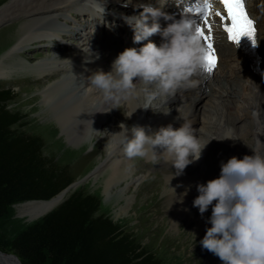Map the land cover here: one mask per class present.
Listing matches in <instances>:
<instances>
[{"label":"bare ground","instance_id":"bare-ground-1","mask_svg":"<svg viewBox=\"0 0 264 264\" xmlns=\"http://www.w3.org/2000/svg\"><path fill=\"white\" fill-rule=\"evenodd\" d=\"M124 2L127 4L120 8L122 13L140 11L133 7L137 0L118 1L119 4ZM185 2L187 0H167L164 11L175 12L172 17H177L185 11L183 4H192ZM108 4V1L102 0H6L0 4V24L11 22L0 29V80L19 84L21 102L24 104L31 106L35 100L41 99L39 115L47 112L52 116L56 124L47 122L52 130L74 133L71 139L68 138L72 143L70 147L63 148L62 141L59 145L66 158H72L71 152L84 140L95 141L92 154L101 152L108 140L109 152L93 173L101 175L97 179L103 185L105 194H120L118 200L122 198L129 211L135 210L133 217L139 220V224L148 226L150 238L160 230L155 225L157 222L162 226L169 221L172 227L180 231L181 244L187 253L185 264H202L205 258H211L213 264H222L217 255L199 243L210 226L207 217L211 215L212 208L210 205L202 216L198 207L193 206V200L198 195L196 184L220 174L221 161L233 155L231 144H239L240 147L235 148L239 152L245 146L246 152L254 148L264 154V83L249 71L246 55L219 35L216 38L220 56L218 66L213 72L204 69L198 87L179 90L170 97L156 96L151 100L153 107H138L129 117L134 108L146 102L143 92L128 99L113 101L106 99L102 91L88 80L92 72L99 68L109 70L118 53L133 45L132 28L116 17L112 13L113 7ZM247 6L257 20L260 51L264 55V0H247ZM160 23L163 27L167 21L161 17ZM79 28L84 30L81 35H76ZM74 35L76 39L69 38ZM122 36L126 40L118 44ZM149 39L159 43L160 33L152 34ZM37 46L46 48L53 55L40 62L32 61L34 55L30 51ZM143 87L137 82V88ZM206 87H209V91ZM200 92L207 97L206 103H210L211 112L224 115V102H228L229 96L233 95L241 101V106H237L243 113L225 121L222 118L217 121L211 112L202 115V127L208 135H198L202 143L208 142L199 159L187 165L183 174L173 176L170 184L169 178L175 173L170 160L164 157L156 163L138 157L130 160L121 149L110 148L113 132L120 130L121 122L140 124L151 132L169 122L178 127L183 122L180 115L194 120L192 116H196L199 109L195 102L201 96ZM36 108L33 104L30 111ZM240 119L247 122L245 125L249 127L250 139L243 135L240 136L242 140L236 143L232 138L218 139L229 127L237 139L236 124ZM226 121H230L232 126L227 125ZM35 122L32 120L31 124ZM78 160H81V156ZM134 185H137L134 201L129 203V191ZM171 186L175 188L176 196ZM69 191L66 189L48 200L24 202L19 205L20 215L29 217L31 221L36 220L56 208ZM185 191L187 194L182 201L177 199ZM144 207L148 209L141 210ZM148 211L152 217L144 214ZM163 213L166 215L162 216ZM0 264L26 263L19 256L4 254L0 255Z\"/></svg>","mask_w":264,"mask_h":264},{"label":"clouds","instance_id":"clouds-1","mask_svg":"<svg viewBox=\"0 0 264 264\" xmlns=\"http://www.w3.org/2000/svg\"><path fill=\"white\" fill-rule=\"evenodd\" d=\"M166 2L137 0L133 7L141 10L122 17L133 30V45L118 53L109 70L99 68L88 77L91 85L113 101L143 92L146 102L134 108L129 117L138 107L152 106L156 96L170 97L179 90L198 87L204 73L207 49L201 42L195 17L187 12L172 17L164 11ZM161 17L167 21L163 27ZM157 32L161 36L159 43L149 39ZM137 82L144 87L137 88ZM180 116L183 122L178 127L169 122L151 132L143 125L121 122L120 130L113 132L110 148L121 149L130 160H170L175 169L170 184L173 176L183 174L187 165L199 159L208 142H201L193 120ZM222 138L236 137L229 127L218 139ZM250 149L239 157L233 154L222 160L218 176L196 184L198 195L193 206L202 216L210 205L212 208L207 217L210 226L199 243L217 255L222 264H264V154ZM186 194L187 191L177 199L182 201Z\"/></svg>","mask_w":264,"mask_h":264},{"label":"trees","instance_id":"trees-1","mask_svg":"<svg viewBox=\"0 0 264 264\" xmlns=\"http://www.w3.org/2000/svg\"><path fill=\"white\" fill-rule=\"evenodd\" d=\"M10 93L0 90V218L9 215L14 204L48 200L71 183L48 172L37 139L13 134L17 114L5 106ZM98 209L96 197L74 193L19 232L10 247L29 264H163L132 236L123 235L111 217L95 216Z\"/></svg>","mask_w":264,"mask_h":264},{"label":"rangeland","instance_id":"rangeland-1","mask_svg":"<svg viewBox=\"0 0 264 264\" xmlns=\"http://www.w3.org/2000/svg\"><path fill=\"white\" fill-rule=\"evenodd\" d=\"M5 1L6 0L4 1L2 0L0 4H3ZM102 1H106V2L108 1L109 2L108 6L113 7L114 9L112 13L116 15V17L123 19L122 17L126 13H122L123 10L121 11L120 8H124L123 5L127 3L124 2V4H119L118 3L119 0H102ZM151 3H154V0H152ZM138 9L141 10L140 8ZM10 23L11 22H5L0 24V29L6 27ZM83 30H84L83 28H79L76 35H81V32H83ZM69 38H72V40H74L76 39V36L75 35L70 36ZM124 40H126V37L122 36L118 44H120ZM60 43L62 42L60 41ZM67 44L72 45L71 42H68ZM30 53L34 55L31 57V60L34 62H40L43 59L53 55L52 52H47L46 48L40 46L33 48L30 51ZM235 82L237 81L235 80ZM203 87L205 88V85H203ZM20 89L21 86L19 84L0 80V90L11 91L10 93L11 99H9L5 103L6 109H8L12 113L17 114V122L11 126V130H13L14 132L13 134L15 136H22L24 139L25 138L37 139L38 155L40 156V159L44 160L48 172L50 173L54 172L56 176L59 175L62 182L69 181L71 183H74L85 178V180L81 182L78 187L70 188V191L66 196V198L53 210L57 209L63 202H65L74 193H80L83 196L86 195L94 196L99 200V209L95 214V216L99 214H103L105 216L111 217L115 222L120 224L123 235L132 236V238L136 241V243H138L141 246V248L144 251L148 253H152L163 264H185V257L187 253L183 250L184 247L181 244V236L179 235L180 231L178 232L177 228L172 227L169 224V221H166L162 226L160 225L159 222H157L155 225L156 227L157 226L160 227V230L155 237L150 238L147 233L148 226L141 225L138 223L139 220L133 217V214H136L135 210L131 209V211H129L130 208L126 207L127 203L122 198L121 200H118L120 194L118 196L115 194V192H113L112 194L104 193L103 185L98 180L101 175L96 176V174L93 172L101 162V159L102 158L104 159L108 154L107 152H109L108 140L103 144L102 146L103 149L101 150V152H98L96 154H92L95 141L92 142L88 139L84 140L82 144L78 145L77 148L71 152L73 154L72 158L70 159L66 158L65 156L62 155L63 154L62 149L68 146L70 147L72 145V143L68 140V138L71 139L74 136V133L62 132V130H52L49 127V124L47 123V122L50 123L52 122L51 125L56 124L52 116L51 115L49 116L47 112H44L43 115H39L42 105L41 99H37L31 104V106L33 104L36 105L37 108L34 111H30V107H31L30 104H24L23 102H21L22 93H20L19 91ZM206 90L209 91V87H206ZM200 93L201 96H199L195 102L199 108L198 114L192 117L195 118L193 121L195 122L194 127H196L198 131L197 134L200 133L203 136H207L208 135L207 130L202 127L203 123L201 119H202V115L211 112L210 111L211 108L209 107L210 103H206L207 97L202 96L203 95L202 92ZM229 98L230 100L228 102H224L225 104L224 110H226L224 115L218 114L214 111L211 112L214 119H216L217 121H219V119L221 118L222 120L225 121L229 117H234L236 114L243 113L241 112V108L239 107L242 104L241 101L236 96L233 95H230ZM115 111L116 110H114V112ZM32 120L36 121L33 125L31 124ZM226 123L227 125L232 126V123H230V121H226ZM246 123L247 122L244 119L238 120L236 124L238 128H237V139L235 138V143L238 141L240 142L242 140L240 139L241 135L248 136V139H250L251 134L249 133L248 125H245ZM97 138L100 139L101 136L98 135ZM61 141L64 143L63 148H60L59 146ZM239 147H240L239 144H231L230 151L233 154L235 153V155L241 156L247 151V149L245 146H243L241 147V150L239 152L237 149H235ZM26 156L28 155L26 154ZM79 156H81V160H78ZM136 187L137 185H134L129 191V195H128V197H130L129 203L130 202L132 203L134 201L133 196L135 194ZM61 192L62 190L59 192V194ZM29 201H34V200H29ZM24 202L14 204L11 207L10 214L7 215L6 217L0 218V250L2 252L16 254L14 250H12L10 247V243L13 240V238L22 230L26 229L27 227L41 220L47 214L46 213L45 215L33 221L29 220V217L27 216H21L19 205ZM147 209L148 207H144L141 210L144 211ZM144 214L151 216V213L149 211L144 212ZM165 215H166L165 213L162 214V216ZM213 263L214 261L211 258H205V260L202 262V264H213ZM45 264H49V263H45Z\"/></svg>","mask_w":264,"mask_h":264},{"label":"snow or ice","instance_id":"snow-or-ice-1","mask_svg":"<svg viewBox=\"0 0 264 264\" xmlns=\"http://www.w3.org/2000/svg\"><path fill=\"white\" fill-rule=\"evenodd\" d=\"M218 3L223 9V13L217 9H210L209 0H199L200 18L205 19V24L206 14L212 11L222 21L221 27L227 32L230 41H238L242 35H247L255 43L256 29L253 20L245 10L243 0H218ZM190 11L197 12L198 8L193 6ZM197 31L205 40H208L211 34L210 29L208 33H205L199 23H197ZM205 60L204 69L208 72H213L217 65L218 57L215 55V50L212 48L211 43H209Z\"/></svg>","mask_w":264,"mask_h":264},{"label":"water","instance_id":"water-1","mask_svg":"<svg viewBox=\"0 0 264 264\" xmlns=\"http://www.w3.org/2000/svg\"><path fill=\"white\" fill-rule=\"evenodd\" d=\"M185 3H187V2H185ZM85 180V178L84 179H82V180H80V181H77V182H74V183H71L70 185H68L65 189H63V190H66V189H70V188H76V187H78L79 186V184L81 183V182H83ZM62 190V191H63ZM59 194V193H58ZM57 194V195H58ZM53 197H55V196H53ZM52 197V198H53ZM51 199V198H50ZM4 254H7V255H9V256H13V257H17V255L16 254H14V253H6V252H2L1 250H0V255H4ZM27 264H29V263H27Z\"/></svg>","mask_w":264,"mask_h":264}]
</instances>
